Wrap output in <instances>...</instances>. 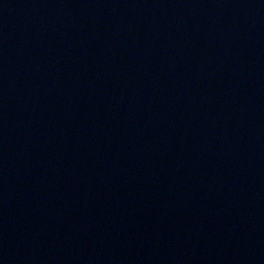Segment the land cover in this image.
<instances>
[{
	"label": "water",
	"instance_id": "95a60500",
	"mask_svg": "<svg viewBox=\"0 0 264 264\" xmlns=\"http://www.w3.org/2000/svg\"><path fill=\"white\" fill-rule=\"evenodd\" d=\"M0 264H264V0H0Z\"/></svg>",
	"mask_w": 264,
	"mask_h": 264
}]
</instances>
